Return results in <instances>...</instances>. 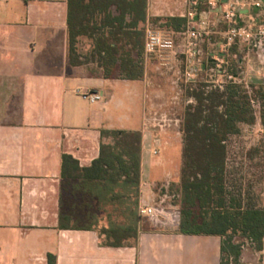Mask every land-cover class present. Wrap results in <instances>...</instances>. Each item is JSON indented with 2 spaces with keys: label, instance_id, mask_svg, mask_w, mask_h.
Wrapping results in <instances>:
<instances>
[{
  "label": "crops",
  "instance_id": "crops-1",
  "mask_svg": "<svg viewBox=\"0 0 264 264\" xmlns=\"http://www.w3.org/2000/svg\"><path fill=\"white\" fill-rule=\"evenodd\" d=\"M258 15L264 19V6ZM164 77L156 64L134 80L107 78L92 62L73 66L67 0H0V264H49V254L55 264H219V235L139 222L133 243L107 246L97 230L59 225L61 197L71 198L62 156L89 166L103 129L141 133L138 203L157 201L159 184L177 180L179 132L147 125L166 91ZM85 91L102 99L89 102ZM82 199L74 194L78 204ZM260 200L264 206V182ZM259 253L264 264V237Z\"/></svg>",
  "mask_w": 264,
  "mask_h": 264
},
{
  "label": "trees",
  "instance_id": "trees-1",
  "mask_svg": "<svg viewBox=\"0 0 264 264\" xmlns=\"http://www.w3.org/2000/svg\"><path fill=\"white\" fill-rule=\"evenodd\" d=\"M146 8L147 0H67L69 63L75 66L92 62L107 78H142L144 32L140 24L146 20ZM185 24L183 16L165 18V26L172 30H179ZM82 36L92 41V49L84 61L77 50L78 39ZM114 71H118V76H113ZM231 72L236 73L235 70ZM206 87V82L189 87L187 95L195 103L185 107L180 122L181 221L176 231L219 235V264H229L230 260L240 258L245 244L257 252L262 250L264 206L258 192L245 200L231 196L229 190L228 139L236 132L237 122L252 120L251 116L246 117L248 102L234 98L242 93L243 86L229 82L223 90L217 87L207 90ZM101 136L99 155L89 166L80 167L70 155L62 156L61 176L71 198L61 197L59 225L97 230L102 245L122 246L134 242L137 226L116 224L110 214L107 226L98 227L100 219L96 211L104 195L108 198L125 196L126 187L130 186L137 191L141 133L103 129ZM105 137L111 140L105 141ZM261 167L258 180L263 182L264 151ZM76 192L83 196L79 204L74 201ZM92 197L97 201L92 202ZM95 204L97 207L93 210L91 207ZM236 234L241 240H234ZM48 263L55 264V256L49 254Z\"/></svg>",
  "mask_w": 264,
  "mask_h": 264
},
{
  "label": "rangeland",
  "instance_id": "rangeland-1",
  "mask_svg": "<svg viewBox=\"0 0 264 264\" xmlns=\"http://www.w3.org/2000/svg\"><path fill=\"white\" fill-rule=\"evenodd\" d=\"M191 1L153 0L150 4L147 2L146 16L152 28L168 32L174 40L173 49L163 58L154 53L150 55L144 53V73L145 69L149 70L153 64L158 65L165 74L162 82L166 86V91L156 97L161 99L147 116V125L154 128L156 133H165L168 129L179 132L182 143L180 122L183 111L187 105L195 103L194 99L187 95L189 87L196 86L198 82H206L207 90L215 87L223 90L229 82L241 84L243 91L234 98L248 102L249 111L246 117L251 116L252 120L237 122L236 132L229 136L228 176L231 181L229 184L231 196L236 199L240 196L248 200L253 193L258 192L260 195L264 182L258 180L262 172L264 151V77L262 76L264 60H258L255 50L238 39L225 44L227 32L237 27V24L224 17L220 0H197L195 4ZM218 8L220 10H217ZM168 16L185 17V26L179 30L166 27L165 18ZM261 23H264V19L259 16L256 26ZM140 27L144 32L145 22L140 24ZM192 31L197 34L196 38L191 35ZM91 49L92 41L89 38L82 36L78 39L77 50L78 54L82 55L81 61L88 59L86 54ZM203 63L205 65L202 69ZM210 63L212 65H209ZM255 66L260 69L252 72ZM232 70L236 73L232 74ZM113 76H118V71H114ZM104 140L111 139L105 137ZM180 168L176 181L159 184L160 197L157 198V201L163 200L164 204L174 205L178 209L181 206ZM126 188L125 196L101 197L102 203L101 205L98 203L99 209L98 212L96 211L100 219L97 223L98 227L107 226V217L110 214L116 220V224L123 227L135 224L138 229L139 222L145 226H152L147 219H144L143 223L142 217L138 214L139 189L137 188L136 191V188L131 186ZM95 200L97 201L92 197V202ZM96 207L95 204L91 208L96 210ZM233 238L235 241L241 240L237 234ZM261 262V253L255 251L249 244H245L240 258L237 261L230 260L229 264H261Z\"/></svg>",
  "mask_w": 264,
  "mask_h": 264
},
{
  "label": "built area",
  "instance_id": "built-area-1",
  "mask_svg": "<svg viewBox=\"0 0 264 264\" xmlns=\"http://www.w3.org/2000/svg\"><path fill=\"white\" fill-rule=\"evenodd\" d=\"M196 1L197 0H192L191 3L195 4ZM221 5L224 17L230 21L233 20L234 24H237V9L247 7L250 10L253 6H261L262 9L264 1L227 0L226 2H222ZM248 13L238 14L239 18L242 20V26L233 27L227 32L225 44H229L233 39H238V41L253 48L258 60L261 61L264 60V23L256 26V21L260 16L258 15L259 13L257 15L252 14L250 11ZM254 26H256L255 30H253ZM191 35L194 38L197 36L194 31L191 32ZM144 38L145 55L154 53L163 58L174 47L172 36L168 32L153 29L148 20L145 21ZM262 76L264 77V72ZM81 97L89 102H96L102 99V94L96 91H85L81 93ZM138 214L149 220L153 227L160 230H176L180 223L179 209L174 205L164 204L163 200H152L150 202L146 201L139 203Z\"/></svg>",
  "mask_w": 264,
  "mask_h": 264
},
{
  "label": "water",
  "instance_id": "water-1",
  "mask_svg": "<svg viewBox=\"0 0 264 264\" xmlns=\"http://www.w3.org/2000/svg\"><path fill=\"white\" fill-rule=\"evenodd\" d=\"M227 0H221V2H226ZM264 1V0H263ZM261 9V6H253L250 10L245 7V8H241V9H237V17H236V21H237V26H242V20L239 18V13H243V14H246L248 13L249 11L251 13H259ZM217 10H220L219 8ZM208 61H212V59H208ZM202 65V69L204 68V63L201 64ZM259 82H262V80H257Z\"/></svg>",
  "mask_w": 264,
  "mask_h": 264
}]
</instances>
